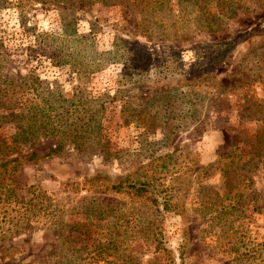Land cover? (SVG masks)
I'll return each instance as SVG.
<instances>
[{"label":"rangeland","instance_id":"rangeland-1","mask_svg":"<svg viewBox=\"0 0 264 264\" xmlns=\"http://www.w3.org/2000/svg\"><path fill=\"white\" fill-rule=\"evenodd\" d=\"M51 1L0 5V88L80 134L10 153L0 264H264V159L221 171L249 157L238 96L264 98V0Z\"/></svg>","mask_w":264,"mask_h":264},{"label":"trees","instance_id":"trees-1","mask_svg":"<svg viewBox=\"0 0 264 264\" xmlns=\"http://www.w3.org/2000/svg\"><path fill=\"white\" fill-rule=\"evenodd\" d=\"M104 1L106 2L107 0H52L50 4L54 2L56 5H62L66 2H72L73 4L84 5L89 4L90 2L92 3ZM6 2L7 0H0V5H5ZM177 38L178 37H176V39ZM1 52L2 51L0 50V54ZM246 82L245 79L242 78L239 83L233 85V90H236L241 86H249L250 80L249 82ZM250 92H252L250 89H246L245 92L238 96L237 100V107L240 113V121L252 120L255 126L253 135H249L245 140L246 146L248 148L245 150H240V153L245 151V153H247L249 157L248 159H246V161H244V163L241 164H239V162H234V160L239 156H231V153L230 155H225L221 158V160L230 159L228 163H222L223 168L221 169V171L224 169V175H227L230 174V171L227 172V168H233L234 174L231 177V179L233 180L236 179L237 176H239L240 171H242L245 166L248 165L251 167V169L256 170L258 165L263 162L264 159V98L258 100L255 97L251 96ZM13 99V93L12 95H8L7 91L5 92V90L0 88V125H2V122H10L16 119H18V121L21 120L25 122V125L19 124L17 126L19 130L18 135L12 139L10 145H8L0 138V155L2 156V159L0 161V196L2 197V205L6 207H10L12 204H14V206H17L18 204L24 203L23 199H20L16 195V188L10 178V175L17 171V168L19 166V159H10V153H14L19 150L22 145L34 144V141L40 137L48 138L51 136H56L55 134H57V136L55 137V140H57L56 145L54 149L47 154V156H50L51 153H55L63 149L64 140L61 137L62 135L67 136V138L71 136V138H68L67 140H71L69 142L75 144L78 139V135L80 134L77 133V136L71 135V131H66V133H63L59 129V126L62 123L59 122L60 117L56 109L44 110L43 107L41 109L34 105L27 113H24V111L18 113L19 109H14L13 107L15 104V101ZM83 126L85 127L86 125H82V129L84 128ZM239 136V133L238 135L234 136L232 146L240 142L241 139H239ZM233 150L237 152L238 149L234 148ZM34 156L35 154L31 155V157ZM149 186L150 183L148 182L140 183L138 188L136 186H129L128 188L133 189L138 197L148 199L149 189L147 187ZM113 189L117 192H121L124 188L122 187V185H116L113 187Z\"/></svg>","mask_w":264,"mask_h":264}]
</instances>
